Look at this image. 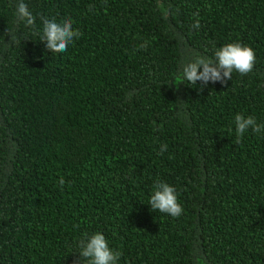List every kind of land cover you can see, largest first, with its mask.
<instances>
[{
	"label": "trees",
	"instance_id": "1",
	"mask_svg": "<svg viewBox=\"0 0 264 264\" xmlns=\"http://www.w3.org/2000/svg\"><path fill=\"white\" fill-rule=\"evenodd\" d=\"M23 2L32 26L0 0V264H87L96 233L117 264H264V129L235 126L264 125V0ZM41 17L79 38L50 51ZM234 43L250 73L183 79ZM157 180L178 217L151 209Z\"/></svg>",
	"mask_w": 264,
	"mask_h": 264
},
{
	"label": "clouds",
	"instance_id": "2",
	"mask_svg": "<svg viewBox=\"0 0 264 264\" xmlns=\"http://www.w3.org/2000/svg\"><path fill=\"white\" fill-rule=\"evenodd\" d=\"M16 15L20 21L26 23L27 26L35 24L33 14L28 10L23 0H17ZM43 23L42 41H46L47 48L54 52H65L69 43L74 37L79 38L80 32L72 30L71 19H64L58 22L55 18L49 19L41 17ZM199 20L193 27L198 28ZM147 45H141V48ZM213 58H204L197 55L195 62L188 63L184 67L182 77L191 84H195L197 80L207 82L209 79L216 81L221 80V71L223 77L232 79L233 71L241 75H246L253 70L256 60L255 52L251 47L242 46L240 43L227 44L218 49L214 53ZM217 62L214 67H211ZM203 66V72L198 74V68ZM235 126L237 139L239 140L247 129L251 127L253 132H261L264 125H258L251 116L245 118L241 114L235 116ZM167 150V145H161V154ZM60 185L64 184L63 178L59 181ZM149 205L153 211L159 210L172 217H178L183 209L177 201L175 188L165 182L159 180L154 184L153 194L150 197ZM80 257L86 260L87 264H117L120 253L112 251L105 239L100 233L93 234L86 240L80 242Z\"/></svg>",
	"mask_w": 264,
	"mask_h": 264
}]
</instances>
